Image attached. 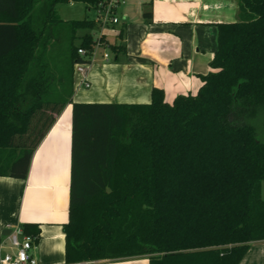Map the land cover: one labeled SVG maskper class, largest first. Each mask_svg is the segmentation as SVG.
<instances>
[{
    "label": "trees",
    "instance_id": "obj_1",
    "mask_svg": "<svg viewBox=\"0 0 264 264\" xmlns=\"http://www.w3.org/2000/svg\"><path fill=\"white\" fill-rule=\"evenodd\" d=\"M70 1L105 0H0V176L27 177L72 103L68 263L241 264L264 240V0H239L238 19L217 24L197 93L168 102L155 87L148 103L74 100L75 63L88 61L78 49L92 53L98 25L63 20L58 5ZM69 33L60 66L53 43ZM101 40L116 59L125 51ZM23 230L38 241L37 224Z\"/></svg>",
    "mask_w": 264,
    "mask_h": 264
},
{
    "label": "crops",
    "instance_id": "obj_2",
    "mask_svg": "<svg viewBox=\"0 0 264 264\" xmlns=\"http://www.w3.org/2000/svg\"><path fill=\"white\" fill-rule=\"evenodd\" d=\"M68 3L84 4L81 14L94 19L96 12L87 4ZM58 11L63 20H73L62 16L59 7ZM148 11L152 12L150 19L145 16ZM239 11V0H124L117 9L120 23L101 30L106 42L125 43V51L118 59L110 51L109 61L99 53L88 68L89 87L80 86L75 74L74 100L148 103L155 87L163 89L168 102L197 93L202 76L212 70L217 24L236 21ZM122 28L124 36L120 37ZM72 110L68 103L56 115L32 155L26 178L0 176V260L10 251L7 245L2 248L9 229L29 223L40 228L32 250L38 264H88L66 261L63 227L70 208ZM91 264H149V259H102ZM241 264H264V240L253 242Z\"/></svg>",
    "mask_w": 264,
    "mask_h": 264
},
{
    "label": "built area",
    "instance_id": "obj_3",
    "mask_svg": "<svg viewBox=\"0 0 264 264\" xmlns=\"http://www.w3.org/2000/svg\"><path fill=\"white\" fill-rule=\"evenodd\" d=\"M124 0H105L97 4L93 9L96 12L94 21L100 27L99 35L95 37V45L92 53L87 56L85 48L78 49L82 57H87L88 61H77L75 63V74L79 76V85L89 87L90 82L87 76L89 65L97 59L100 53L104 61L111 59V52L105 47L101 38L103 37L102 30L104 27L118 24L121 19L117 15V9ZM37 237L27 234L23 230V226H16L11 229V232L6 235L2 243V248L6 245L10 251L4 253L0 262L2 264H38V260L33 256L32 250L36 244Z\"/></svg>",
    "mask_w": 264,
    "mask_h": 264
},
{
    "label": "rangeland",
    "instance_id": "obj_4",
    "mask_svg": "<svg viewBox=\"0 0 264 264\" xmlns=\"http://www.w3.org/2000/svg\"><path fill=\"white\" fill-rule=\"evenodd\" d=\"M58 7L62 10L61 11L62 16H65L66 18H70L73 20L85 18L84 15H82L80 12V9H81L80 7H84V4L77 3V4L70 5L69 3H62ZM89 16L90 17L94 16V10L92 13H90ZM84 33H85V30L79 31L80 35ZM92 33L94 34L95 37L99 35L98 29L93 30ZM70 44H71V33L67 34V37H65V39L64 37L60 39L58 43H53L54 45L53 50L56 54L55 60L58 65L60 66L69 65V60H67L68 58L67 49L70 47ZM72 44H74L75 46H78L80 44V37L74 38ZM263 130H264V127H262V131Z\"/></svg>",
    "mask_w": 264,
    "mask_h": 264
},
{
    "label": "water",
    "instance_id": "obj_5",
    "mask_svg": "<svg viewBox=\"0 0 264 264\" xmlns=\"http://www.w3.org/2000/svg\"><path fill=\"white\" fill-rule=\"evenodd\" d=\"M9 233L11 232V229H9V231H8Z\"/></svg>",
    "mask_w": 264,
    "mask_h": 264
}]
</instances>
